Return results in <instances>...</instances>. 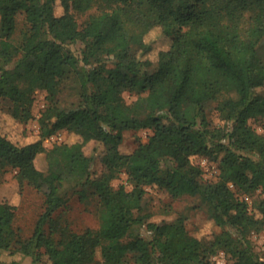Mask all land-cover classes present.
Masks as SVG:
<instances>
[{
    "label": "trees",
    "instance_id": "trees-1",
    "mask_svg": "<svg viewBox=\"0 0 264 264\" xmlns=\"http://www.w3.org/2000/svg\"><path fill=\"white\" fill-rule=\"evenodd\" d=\"M92 7L80 24L73 11ZM153 29L169 45L150 58L145 36ZM263 36L264 0H0V107L7 99L14 120L25 122L37 89L48 100L35 140L17 142L0 129V167L44 196L26 237L14 225L16 205L0 201V251L34 263L45 255L49 264H217L220 252L224 264H264L249 238L264 227V196L251 204L239 196L264 193V134L251 123L264 117ZM69 71L79 101L63 107L54 100ZM125 90L138 94L127 102ZM213 100L218 124L205 110ZM139 128L151 133L122 152L123 132ZM60 129L76 138L47 148L43 140ZM39 152L46 171L33 162ZM195 157L215 161V180L203 178ZM122 171L129 189L111 184ZM146 186L200 196L221 230L205 241L180 217L149 220ZM70 195L97 197L98 227L69 228L58 212Z\"/></svg>",
    "mask_w": 264,
    "mask_h": 264
},
{
    "label": "rangeland",
    "instance_id": "rangeland-1",
    "mask_svg": "<svg viewBox=\"0 0 264 264\" xmlns=\"http://www.w3.org/2000/svg\"><path fill=\"white\" fill-rule=\"evenodd\" d=\"M95 11V8H89L83 11H73L77 21L83 23L89 14ZM23 27L22 15L17 17V29L14 37H20V30ZM145 39L149 44V49L145 53L150 58L154 57V53L169 45V39L165 38L159 31L153 29L149 31ZM257 53L264 61V36L260 39L257 46ZM264 91V88L261 89ZM137 92L125 90L122 95L125 101L130 102L137 96ZM236 96L232 91L228 95ZM44 90L37 89L34 92L32 104V117L25 122H17L11 116L10 102L4 99L0 107V129L13 140L17 142H29L37 138L38 123L37 118L40 111L47 104L48 100L45 97ZM55 104L63 107H72L79 101V84L75 74L69 71L64 78L60 90L55 97ZM218 101L213 100L205 105V110L208 112L212 122L218 124L220 122V114L216 107ZM252 126L257 132L264 134V117L252 119ZM151 133L148 128H139L136 130H125L123 132V140L119 146L122 152H130L139 140H146ZM75 135L70 134L65 129H60L57 132L47 136L43 140V144L49 148L54 142L73 141ZM94 147V141L87 142L83 150L86 154H90ZM202 157H195L193 162L202 168L203 178L205 180H215L219 169L215 161L208 160L205 163L201 162ZM206 158V157H205ZM37 168L46 171L47 159L45 152H39L34 161ZM101 165L95 162L92 169L99 171ZM125 172H120L111 180V184L117 187L119 184H124L127 189L131 184L126 180ZM240 197L245 198L249 204L252 200L264 196V193L259 189L252 193H239ZM44 196L41 191H38L32 185L24 182L20 188L15 175V170L11 167H0V201H9L16 205L14 225L20 229L21 235L26 237L31 234L34 223L43 209ZM143 211L149 212V220L153 221H174L178 217L182 218L186 228L205 241H209L213 236L221 230V227L212 223L207 219L208 204L198 195L182 194L179 196H171L165 190L154 186H146V193L142 199ZM99 202L96 196H89L85 200H80L77 195H70L68 203L65 207L59 209L63 220L68 224L69 228L74 231H81L85 227L96 228L99 225L98 210ZM253 249L264 259V227L257 232L249 234ZM218 255V254H217ZM215 255V256H217ZM214 256V257H215ZM16 260L19 264H49L47 257L44 255L40 262L34 263L30 256H26L19 252L10 253L8 251H0V261ZM131 262V260L129 259ZM224 261L229 263L230 260L225 256Z\"/></svg>",
    "mask_w": 264,
    "mask_h": 264
},
{
    "label": "built area",
    "instance_id": "built-area-1",
    "mask_svg": "<svg viewBox=\"0 0 264 264\" xmlns=\"http://www.w3.org/2000/svg\"><path fill=\"white\" fill-rule=\"evenodd\" d=\"M206 161H207V158H205V157L201 158L202 163H205ZM214 259H215L217 264H224L225 263L224 254L222 252L218 253V255L214 257Z\"/></svg>",
    "mask_w": 264,
    "mask_h": 264
}]
</instances>
